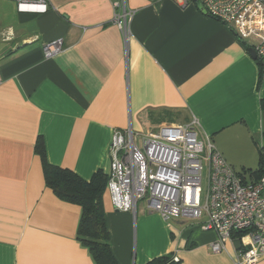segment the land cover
<instances>
[{
  "label": "crops",
  "instance_id": "1",
  "mask_svg": "<svg viewBox=\"0 0 264 264\" xmlns=\"http://www.w3.org/2000/svg\"><path fill=\"white\" fill-rule=\"evenodd\" d=\"M47 1L46 13H24L0 0V264H96L77 238L81 208L45 184L39 138L50 164L89 181L109 173L114 131L196 119L199 137L237 173L259 168L264 64L249 42L199 4L126 0L135 10L127 43L112 0ZM56 40L64 49L47 59L43 48ZM104 203L119 264L167 255L236 264L239 237L214 252L219 237L202 229L205 219L165 220L144 202L119 212L108 191Z\"/></svg>",
  "mask_w": 264,
  "mask_h": 264
},
{
  "label": "built area",
  "instance_id": "2",
  "mask_svg": "<svg viewBox=\"0 0 264 264\" xmlns=\"http://www.w3.org/2000/svg\"><path fill=\"white\" fill-rule=\"evenodd\" d=\"M16 1L19 12L46 13L47 0ZM113 22L128 43L135 10L126 0H112ZM158 3L161 0H148ZM182 5L199 4L208 16L249 42L257 60L264 64V0H177ZM47 59L63 51V42L45 44ZM199 122L165 125L150 133L132 126L113 132L111 167L107 190L112 207L136 213L139 202L165 220L205 219L203 230H212L219 240L214 252L240 234L236 264H257L264 257V175L247 181L222 157L208 137H199ZM207 186H203L204 171ZM179 262L178 257H174Z\"/></svg>",
  "mask_w": 264,
  "mask_h": 264
},
{
  "label": "trees",
  "instance_id": "3",
  "mask_svg": "<svg viewBox=\"0 0 264 264\" xmlns=\"http://www.w3.org/2000/svg\"><path fill=\"white\" fill-rule=\"evenodd\" d=\"M262 64V63H260ZM264 113V100L262 101ZM36 152L42 159L45 184L63 202L81 208L77 229L78 240L89 250L96 264H119L111 249V237L107 227L104 198L108 191V174L99 171L91 180H85L70 169H64L48 162L45 144L38 139ZM259 168L245 170L254 179L264 175V132L263 144L259 148ZM240 237V234L234 235ZM174 255L158 257L147 264H176Z\"/></svg>",
  "mask_w": 264,
  "mask_h": 264
},
{
  "label": "rangeland",
  "instance_id": "4",
  "mask_svg": "<svg viewBox=\"0 0 264 264\" xmlns=\"http://www.w3.org/2000/svg\"><path fill=\"white\" fill-rule=\"evenodd\" d=\"M1 1H2L1 5L7 4V2H4V0H1ZM14 3L17 5L18 2L15 1ZM203 186H204V188H206V186H207V172H206V170L204 171V176H203ZM170 220L171 221H177V220H185V219L178 217V218H171Z\"/></svg>",
  "mask_w": 264,
  "mask_h": 264
},
{
  "label": "water",
  "instance_id": "5",
  "mask_svg": "<svg viewBox=\"0 0 264 264\" xmlns=\"http://www.w3.org/2000/svg\"><path fill=\"white\" fill-rule=\"evenodd\" d=\"M199 8L201 9V8H202V5H199ZM205 13H206V12H205ZM250 52H251V55H252L255 59H257V57H256V53H255V50H254L253 48L250 49Z\"/></svg>",
  "mask_w": 264,
  "mask_h": 264
}]
</instances>
